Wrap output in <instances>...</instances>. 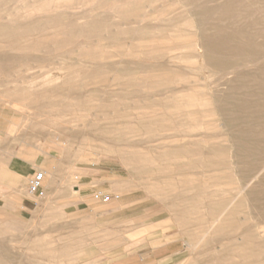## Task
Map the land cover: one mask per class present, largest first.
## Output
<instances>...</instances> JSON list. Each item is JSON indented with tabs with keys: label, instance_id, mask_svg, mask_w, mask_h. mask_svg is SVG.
I'll list each match as a JSON object with an SVG mask.
<instances>
[{
	"label": "rangeland",
	"instance_id": "rangeland-1",
	"mask_svg": "<svg viewBox=\"0 0 264 264\" xmlns=\"http://www.w3.org/2000/svg\"><path fill=\"white\" fill-rule=\"evenodd\" d=\"M225 1L0 0V264H264V0Z\"/></svg>",
	"mask_w": 264,
	"mask_h": 264
},
{
	"label": "bare ground",
	"instance_id": "bare-ground-1",
	"mask_svg": "<svg viewBox=\"0 0 264 264\" xmlns=\"http://www.w3.org/2000/svg\"><path fill=\"white\" fill-rule=\"evenodd\" d=\"M3 1H4V0H3ZM113 1H114V0H113ZM224 1H225V0H224ZM225 2H227V1H225ZM225 2H224V3H225ZM146 3H147V1L145 2V5H146ZM185 3H186V2H185ZM203 3H204V2H203ZM221 3H223L222 0H221ZM241 3H242V2H241ZM111 4H112V3H111ZM187 4H188V3H187ZM149 5H150V4H149ZM219 5H220V8H221L222 6H221L220 3H219ZM222 5H223V4H222ZM141 6H144V5H141ZM141 6H140V7H141ZM159 6H160V5H159ZM241 6H242V5H241ZM243 6H244V5H243ZM243 6H242V7H243ZM134 7H135V5H134ZM137 7L140 8L139 6H137ZM160 7H161V6H160ZM164 7H165V6H164ZM216 7H217V4H216ZM131 8H132V7H131ZM135 8H136V7H135ZM138 8H137V9H138ZM144 8H145V7H144ZM201 8H202V7H201ZM214 8H215V7H214ZM220 8H219V9H220ZM203 9H205V8H203ZM217 9H218V7H217ZM217 9H216V11H217ZM117 10H118V9H117ZM138 10H139V9H138ZM147 10H148V9H147ZM158 10H159V9H158ZM60 11H62V10H60ZM83 11H85V13H86V10H83ZM103 11H104V10H103ZM120 11H121V10H120ZM127 11H128V10H127ZM133 11H135V10H133ZM177 11H178V10H177ZM54 12H55V11H54ZM152 12H154V11H152ZM218 12H219V10H218ZM25 13H26V12H25ZM52 13H53V12H51V14H52ZM155 13H156V12H154L153 14H155ZM165 13H166V12H165ZM109 14H110V13H109ZM128 14H129V13H128ZM150 14H151V13H150ZM166 14H167V13H166ZM206 14H207V13H206ZM1 15H2V14H1ZM38 15H39V14H38ZM38 15H37V16H38ZM140 15H141V14H140ZM162 15H163V14H162ZM168 15H170V14H168ZM199 15H200V14H199ZM228 15H229V14H228ZM50 16H51V15H50ZM56 16H57V15H56ZM59 16H60V15H59ZM91 16H92V15H91ZM170 16H171V15H170ZM170 16H169V17H170ZM256 16H257V15H256ZM35 17H36V16H35ZM43 17H44V16H43ZM47 17H48V16H47ZM89 17H90V16H89ZM132 17H133V16H132ZM36 18L38 19V17H36ZM116 18H117V17H116ZM116 18H115V19H116ZM212 18H213V17H212ZM0 19H1V18H0ZM6 19H7V18H6ZM89 19H90V18H89ZM89 19H88V20H89ZM109 19H111V18H109ZM109 19H108V20H109ZM131 19H132V18H131ZM141 19H142V18H141ZM164 19H165V18H164ZM179 19H180V18H179ZM198 19H199V16H198ZM218 19H220V17H219ZM263 19H264V18H263ZM263 19H262V20H263ZM31 20H32V22H33V19H32V18H31ZM34 20H35V19H34ZM39 20H40V19H39ZM59 20H60V19H59ZM94 20H96V19H94ZM210 20H211V19H210ZM212 20H213V19H212ZM243 20H244V19H243ZM255 20H256V19H255ZM60 21H61V20H60ZM91 21H92V20H91ZM122 21H123V20H122ZM124 21H125V20H124ZM167 21H168V20H167ZM215 21H216V19H215ZM217 21H218V20H217ZM29 22H30V20H29ZM107 22H108V21H107ZM137 22H138V21H137ZM208 22H209V21H208ZM252 22H253V20H252ZM6 23H7V22H6ZM30 23H31V22H30ZM167 23H168V22H167ZM236 23H237V22H236ZM255 23H257V22H255ZM255 23H254V24H255ZM15 24H16V23H15ZM106 24H107V23H106ZM143 24H144V23H143ZM152 24H154V23L152 22ZM161 24L163 25V23H161ZM206 24H208V23H206ZM206 24H205V25H206ZM251 24H252V23H251ZM57 25H58V22H57ZM57 25H56V26H57ZM60 25H61V24H60ZM62 25H63V23H62ZM81 25H82V24H81ZM104 25H105V24H104ZM22 26H24V24H23ZM169 26H170V25H169ZM206 26H207V25H206ZM210 26H211V25H210ZM214 26H215V25H214ZM240 26H241V25H240ZM253 26H254V25H253ZM3 27H4V25H3ZM6 27H7V25H6ZM48 27H49V26H48ZM48 27H47V28H48ZM50 27H51V26H50ZM171 27H172V26H171ZM204 27H205V26H204ZM211 27H212V26H211ZM13 28H14V27H13ZM25 28H26V27H25ZM55 28H57V27H54V29H55ZM168 28H169V27H168ZM187 28H188V27H187ZM238 28H240V27H238ZM52 29H53V25H52ZM87 29H88V28H87ZM144 29H145V28H144ZM162 29H163V28H162ZM198 29H199V28H198ZM242 29H243V28H242ZM8 30H9V29H8ZM32 30H33V29H32ZM48 30H49V29H48ZM111 30H112V29H111ZM147 30H149V29H147ZM151 30H152V29H151ZM199 30H200V29H199ZM10 31H11V30H10ZM17 31H18V30H17ZM58 31H59V30H58ZM201 31H202V30H201ZM208 31H209V30H208ZM212 31H213V30H212ZM2 32H4V31H2ZM2 32H1V33H2ZM12 32H13V31H12ZM40 32H41V31H40ZM51 32H52V31H51ZM55 32H56V31H55ZM60 32H61V31H60ZM63 32H65V31H63ZM134 32H135V31H134ZM159 32H160V31H159ZM7 33H8V32H7ZM13 33H14V32H13ZM33 33H34V31H33ZM38 33H39V32H38ZM83 33H84V32H83ZM168 33H169V32H168ZM256 33H257V32H256ZM17 34H18V33H17ZM34 34H36V33H34ZM40 34H41V33H40ZM61 34H63V33L61 32ZM66 34H67V32H66ZM199 34H200V33H199ZM199 34H198V35H199ZM3 35H5V34L3 33ZM37 35H38V34H37ZM37 35H36V36H37ZM68 35H69V34H68ZM70 35H71V34H70ZM130 35H131V34H130ZM162 35H163V34H162ZM208 35H209V34H208ZM17 36H18V35H17ZM22 36H24V35H21V38H22ZM27 36H28V35H27ZM27 36H26V37H27ZM131 36H133V35H131ZM135 36H136V35H135ZM135 36H134V37H135ZM151 36H153V35H151ZM179 36H180V35H179ZM206 36H207V35H206ZM34 37H35V36H34ZM54 37H56V36H54ZM66 37H67V35H66ZM129 37H130V36H129ZM193 37H194V36H193ZM193 37H192V38H193ZM253 37H254V36H253ZM28 38H31V37H27V39H25L26 42H28L27 40H29V42H30V39H28ZM38 38H40V37H38ZM56 38H58V37H56ZM163 38H164V37H163ZM257 38H258V37H257ZM1 39H2V38H1ZM1 39H0V40H1ZM14 39H15V37H14ZM52 39H53V38H52ZM59 39H60V38H59ZM130 39H131V38H130ZM147 39H148V38H147ZM164 39H165V38H164ZM177 39H178V37H177ZM188 39H189V38H188ZM249 39H250V38H249ZM6 40H7V39H6ZM66 40H68V39L66 38ZM90 40H91V39H90ZM90 40H89V41H90ZM179 40H180V39H179ZM250 40H252V39H250ZM7 41H8V40H7ZM11 41L14 42L13 40H11ZM53 41H54V40H53ZM63 41H64V40H63ZM256 41H257V40H256ZM15 42H16V43H14V44H16V45H15V47H16L17 44L20 43V42H18V43H17V41H15ZM58 42H60V40H59ZM85 42H86V41H85ZM211 42H212V41H211ZM1 43H2V42H1ZM21 43H22V42H21ZM33 43H35V42H33ZM41 43H42V42H41ZM76 43H77V42H76ZM87 43H88V41H87ZM3 44H4V43H3ZM8 44H9V43H8ZM27 45H29V47H30L31 44H27ZM27 45H26V47H27ZM35 45H36V44H35ZM57 45H60V44H57ZM71 45H74V43L71 44ZM87 45H88V44H87ZM6 46H8V45H6ZM6 46H5V47H6ZM9 46H10V45H9ZM19 46H20V45H19ZM66 46H67V45H65V47H66ZM257 46H258V45H257ZM212 47H213V46H212ZM0 48H1V47H0ZM6 48H7V47H6ZM55 48H57V47H55ZM10 49H11V48H10ZM86 49H87V48H86ZM210 49H211V48H210ZM1 50H2V49H1ZM6 50H7L6 52L8 53L9 50H8V49H6ZM33 50H34V49H33ZM64 50H65V48L63 49V51H64ZM215 50H216V49H215ZM260 50H261V48H260ZM4 51H5V50H4ZM4 51L2 50V53H4ZM34 51H35V50H34ZM47 51H48V50H47ZM55 51H56V50H55ZM59 51H60V50H59ZM6 52H5V53H6ZM9 52H10V51H9ZM13 52H14V51H13ZM28 52H29V51H28ZM60 52H62V50H61ZM205 52H206V51H205ZM215 52H216V51H215ZM24 53H25V52H24ZM128 54H129V53H128ZM209 54H210V53H209ZM213 54H214V53H213ZM131 55H132V54H131ZM237 55H238V54H237ZM261 55H262V54H261ZM257 56H258V55H257ZM257 56H256V57H257ZM212 57H213V56H212ZM217 57H218V55H217ZM259 57L261 58L262 56H259ZM121 58H122V57H121ZM210 58H211V56H210ZM214 58H216V55H214ZM14 59H15V58H14ZM128 59H129V58H127V59H125V60H128ZM132 59H133V58H132ZM204 59H205V58H204ZM247 59H249V58H247ZM247 59H246V61L248 62ZM261 59H264V58H261ZM2 60H3V59H2ZM2 60H1V61H2ZM11 60H12V59H11ZM121 60H122V59H121ZM129 60H130V59H129ZM9 61H10V60H9ZM83 61H84V60H83ZM211 61H213V59H211ZM249 61H251V60H249ZM10 62H13V61H10ZM10 62H8V60H7L6 62L3 61L2 63H10ZM85 62H86V61H85ZM100 62H101V61H100ZM117 62H118V61H117ZM119 62H121V61H119ZM125 62L128 63L127 61H125ZM131 62H133V60H132ZM209 62H210V61H209ZM214 62H215V61H214ZM216 62H217V61H216ZM251 62H252V61H251ZM255 62H256V61H255ZM67 63H68V62H67ZM87 63H88V62H87ZM87 63H86V64H87ZM91 63H92V62H91ZM94 63H96V62H94ZM98 63H99V61H98ZM126 63H125V64H126ZM222 63H224V62H222ZM231 63H232V62H230V65H232V67H233V64H231ZM121 64H122V63H121ZM128 64H129V63H128ZM215 64H216V63H215ZM215 64H214V65H215ZM218 64H219V63H218ZM225 64H227V63H225ZM228 64H229V63H228ZM237 64H239V62H237ZM240 64H241V63H240ZM246 64H248V63H246ZM13 65H14V64H13ZM65 65H66V64H65ZM73 65H74V64H73ZM73 65H72V66H73ZM93 65H94V64H93ZM116 65H117V64H116ZM129 65H131V64H129ZM207 65H208V64H207ZM209 65H210V64H209ZM211 65H212V63H211ZM235 65H236V64H234V66H235ZM74 66H75V65H74ZM81 66H82V65H81ZM151 66H152V65H150V67H151ZM117 67H118V66H116V69H117ZM128 67H129V66H128ZM128 67H127V69H128ZM177 67H179V66H177ZM180 67H181V66H180ZM229 67L231 68V66H229ZM12 68H13V67H12ZM12 68H11V69H12ZM30 68H31V67H30ZM30 68H28V69H30ZM72 68H73V67H72ZM75 68H76V67H75ZM119 68L121 69V67H119ZM119 68H118V69H119ZM131 68H132V67H131ZM138 68H139V67H138ZM141 68H142V67H141ZM141 68H140V69H141ZM151 68H152V67H151ZM24 69H25V68H24ZM64 69H65V68H64ZM73 69H74V68H73ZM125 69H126V68H125ZM125 69H124L123 71H125ZM140 69H139V70H140ZM234 69H236V67H235ZM234 69H233V70H234ZM3 70H4V69H3ZM71 70H72V69H71ZM75 70H76V69H75ZM80 70H82V69H80ZM85 70H86V69H85ZM85 70H82V71H85ZM4 71H5V70H4ZM120 71H122V70H120ZM126 71H127V70H126ZM213 72H214V70H213ZM219 72H221V71H219ZM222 72H223V71H222ZM225 72H226V71H224L223 73H225ZM3 73H4V72H3ZM231 73H232V72H231ZM233 73H234V72H233ZM1 74H2V73H1ZM7 74H8V73H7ZM3 75H4V74H3ZM3 75H0V76H3ZM83 75H84V74H83ZM227 75H228V74H227ZM59 76H60V75H59ZM85 76H86V75H85ZM164 76H165V75H164ZM225 76H226V75H225ZM56 77H57V76H56ZM82 77H83V76H82ZM87 77H88V76H87ZM74 78H75V77H74ZM54 80H55V78H54ZM48 81H49V80H48ZM56 81H58V79H57ZM65 81H66V80H65ZM65 81H64V82H65ZM68 81H69V79H68ZM46 82H47V81H46ZM69 82H70V81H69ZM158 82H159V81H158ZM55 84H58V83H55ZM64 84H65V83H64ZM136 84H137V83H136ZM66 85H67V84H66ZM141 85H142V83H141ZM62 87H63V86H62ZM53 89H56V91H57L58 87L55 86V88L53 87ZM195 97H196V95H195ZM190 100H192V99H190ZM13 107H14V106H13ZM15 108H19V107H15ZM21 109L23 110V112L26 111V110H24V108H21ZM16 110H18V111L21 112V110H19V109H16ZM143 110H144V109H143ZM23 112H22V113H23ZM24 113H25V112H24ZM27 113H28V111H27ZM30 113H31V112H30ZM25 114H26V113H25ZM28 114H29V113H28ZM60 114H61V113H60ZM96 114H97V113H96ZM227 120H228V119H227ZM230 121H231V120H230ZM222 125H223V124H222ZM225 129H226V127H225ZM188 132H189V131H188ZM139 136H140V134H139ZM232 136H234V135H232ZM228 137H229V136H228ZM57 138H58V137H57ZM233 152H234V151H233ZM234 153H235V152H234ZM235 161H236V160H235ZM237 161H238V160H237ZM236 163H237V162H236ZM239 176H240V175H239ZM204 203H206V202H204ZM207 220L209 221V219H207ZM205 224H207V223H205ZM213 224H215V223H213ZM209 226H210V225H209ZM212 226H213V225H212ZM212 228H213V227H212ZM210 229H211V228H210Z\"/></svg>",
	"mask_w": 264,
	"mask_h": 264
},
{
	"label": "crops",
	"instance_id": "crops-1",
	"mask_svg": "<svg viewBox=\"0 0 264 264\" xmlns=\"http://www.w3.org/2000/svg\"><path fill=\"white\" fill-rule=\"evenodd\" d=\"M11 174H14L16 176H18L19 178H21L22 180H26L28 177L31 176L32 173V168L31 167H27L24 165H17V166H12L11 164L9 165V170H8ZM34 176V175H33ZM32 176V177H33ZM23 183V182H22ZM19 197L23 200L22 201V205H21V210L24 212L29 211L30 207L33 205V198L35 196H31L29 194H27L26 196L23 194H19Z\"/></svg>",
	"mask_w": 264,
	"mask_h": 264
},
{
	"label": "built area",
	"instance_id": "built-area-1",
	"mask_svg": "<svg viewBox=\"0 0 264 264\" xmlns=\"http://www.w3.org/2000/svg\"><path fill=\"white\" fill-rule=\"evenodd\" d=\"M45 177L46 175L43 172H37L34 174L27 186V192L29 195L36 196L40 192L43 187ZM97 198L109 200V196L104 195L103 193L98 194Z\"/></svg>",
	"mask_w": 264,
	"mask_h": 264
}]
</instances>
